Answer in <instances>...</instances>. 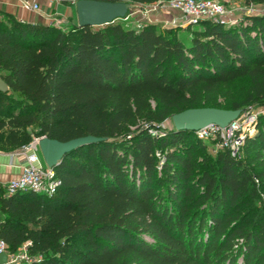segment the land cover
Masks as SVG:
<instances>
[{
	"label": "trees",
	"instance_id": "16d2710c",
	"mask_svg": "<svg viewBox=\"0 0 264 264\" xmlns=\"http://www.w3.org/2000/svg\"><path fill=\"white\" fill-rule=\"evenodd\" d=\"M244 76L243 102L264 104V12L183 29L116 19L63 29L2 12L0 150L102 137L62 157L51 194L0 182L8 251L28 242L20 264H264V166L248 164L264 165V114L245 157L199 156L194 130L160 125L188 107L240 108L215 92Z\"/></svg>",
	"mask_w": 264,
	"mask_h": 264
},
{
	"label": "built area",
	"instance_id": "2783aa9c",
	"mask_svg": "<svg viewBox=\"0 0 264 264\" xmlns=\"http://www.w3.org/2000/svg\"><path fill=\"white\" fill-rule=\"evenodd\" d=\"M41 1L51 3L67 1L75 4L77 0H21V3L28 10L39 11ZM163 1L167 2L171 8L182 11L187 22H198L204 18L227 21L226 15L228 12L223 0H159V2ZM145 5L148 10L149 5ZM156 8V5H152V9ZM128 16L127 13L123 18L127 19ZM256 118L254 112L250 114L242 112L225 127L212 123L195 130V133L199 138L212 142L217 148H227L231 155H236L244 142L246 134L254 132ZM150 131L153 134L156 133L155 130ZM40 137H34L16 152V154L23 156L21 172L4 183L7 192H12L18 188H29L47 194L55 192L60 180L56 176L54 167L43 166L40 162L37 153ZM27 244L28 242L23 243L18 252L8 251L6 242L0 236V253H6L5 261L0 262V264H20L21 261H30L32 258L26 251Z\"/></svg>",
	"mask_w": 264,
	"mask_h": 264
},
{
	"label": "water",
	"instance_id": "95a60500",
	"mask_svg": "<svg viewBox=\"0 0 264 264\" xmlns=\"http://www.w3.org/2000/svg\"><path fill=\"white\" fill-rule=\"evenodd\" d=\"M78 26H100L110 23L117 18H123L131 7L126 0H77L75 3ZM5 83L0 78V88H5ZM241 113L240 108H220L214 106L188 107L171 115L175 129L197 130L208 124H217L220 127L227 126ZM102 139L92 134L77 136L61 141L48 136H41L38 140L45 163L49 167L57 166L62 157L87 143ZM6 253H0V262H4Z\"/></svg>",
	"mask_w": 264,
	"mask_h": 264
},
{
	"label": "rangeland",
	"instance_id": "374dc122",
	"mask_svg": "<svg viewBox=\"0 0 264 264\" xmlns=\"http://www.w3.org/2000/svg\"><path fill=\"white\" fill-rule=\"evenodd\" d=\"M127 1L131 3V7L128 10V14H129L128 18L127 19L117 18L116 20H121L126 25H135V26H138L141 23H146V21L142 22V19H146L143 15L144 11H147L145 6L142 8L138 5L139 3H134V2H131L130 0H127ZM223 1L225 3V6L228 12L226 15L227 21H237L243 15L264 12V3L263 4H259V3L246 4L244 0H223ZM71 5L73 7V12L71 15L65 16L64 14H61L56 9H54L53 14L50 16L49 20H47L45 24H52V25H55L63 29L69 27L71 24L78 25L75 4H71ZM147 5H149L148 7L150 8H152V5H156V7L160 10L162 9L166 10L168 8L169 9L171 8L165 1L163 2L156 1L152 3H148ZM181 13L183 14L182 11ZM153 22L158 23L161 26L162 25L179 26L182 29L188 23H192V24L197 23V22H187L186 18L185 20L183 19L181 23H177V24L175 20L173 21L156 20ZM180 35L182 36L183 34L180 32ZM248 86H249V79L245 76L240 77L233 81L219 85L215 92V96L217 98V101L220 102L221 105H224L225 107H230L233 102L240 103L241 113L244 112L246 114H250L251 112H254L256 113V117H257L256 121H257L258 117L261 114H264V104L243 102ZM160 125L165 126V127H173V122L171 120V117L169 116L167 119L160 122ZM202 141L204 142L205 146L203 147V149L200 150L201 154L199 156H201L202 154H205L207 156H210V158H212L216 154L217 150L220 148H217L212 142L206 139H202ZM241 147L239 148L238 153L233 156L245 157V154L242 151ZM37 153L39 155L41 164L45 166L46 163H45L42 151L39 147L37 148ZM248 164L252 166L254 169H260L264 166L263 164L259 162L258 159H255V160L251 159L248 161ZM255 179L257 180L256 177ZM262 200L264 201V194L262 195ZM19 249L20 248H18L16 252L20 251Z\"/></svg>",
	"mask_w": 264,
	"mask_h": 264
},
{
	"label": "crops",
	"instance_id": "0c3cea01",
	"mask_svg": "<svg viewBox=\"0 0 264 264\" xmlns=\"http://www.w3.org/2000/svg\"><path fill=\"white\" fill-rule=\"evenodd\" d=\"M72 3L67 1H61L57 3H51L49 1H41L39 11H31L22 6L21 0H0V16L2 12H10L16 18L29 21V22H39L46 23L50 16L53 14V10L56 9L59 13L69 16L73 12ZM140 7H146L145 4H138ZM147 10V8H146ZM141 15V14H140ZM139 15V16H140ZM146 19H142L146 22H153L156 20H169L181 23L184 15L181 11L174 8H168L166 10L162 9H152L148 8L147 11L143 13ZM142 16V15H141ZM19 148L11 150H0V182L2 184L9 181L11 178L16 177L21 172V164L23 162V156L16 154Z\"/></svg>",
	"mask_w": 264,
	"mask_h": 264
}]
</instances>
